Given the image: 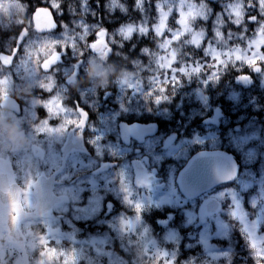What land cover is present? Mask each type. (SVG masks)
Instances as JSON below:
<instances>
[{"label":"trees","instance_id":"trees-1","mask_svg":"<svg viewBox=\"0 0 264 264\" xmlns=\"http://www.w3.org/2000/svg\"><path fill=\"white\" fill-rule=\"evenodd\" d=\"M24 2L29 15L49 7L57 26L47 34L54 39H60L64 31L61 22L72 27L77 19L71 14L70 5L75 4L78 11L80 7V0H63L60 7L64 14L57 15L50 7L51 0ZM106 2L100 0V6L96 7V0H89V7L98 13L99 22L110 33L122 24L142 18L135 10V0H125L127 14L119 9L109 14L104 7ZM207 2L209 18L196 21L195 26L204 27L207 37L212 39L214 21L222 11V4L220 0ZM145 8L151 22L155 18L154 4ZM11 13H15L17 19H23L21 7L0 0V53L10 52L16 46V37L22 27L12 24ZM257 14L255 8L248 11V15ZM175 20L173 13L169 21L173 27ZM87 22L96 24L98 21L88 16ZM245 24L251 36L258 24L247 21ZM229 28L234 33L241 31L228 24L224 32L227 33ZM156 43L151 33L148 36L133 35L122 48L113 45L110 57L107 50L103 57L99 52L96 55L86 52L77 77L69 76L76 64L71 50L62 57V62L56 66V91L64 106L75 110L69 115L83 114L85 123L79 127L65 125L59 118H50L43 106L32 103L33 99L46 100L51 96L40 86L51 85L54 77L41 75L22 79L23 69L19 64L26 45L21 46L13 67L8 70L14 82L0 79V148L7 134L12 136L23 130L25 141L34 140L44 149L46 158L54 142H61V139L46 134L49 126L57 127L63 136L71 129L83 127L87 153H77L72 159L68 155V159H63L66 161L62 168L65 172L68 168L71 170L73 182L67 187L71 198H76L84 188L91 191L86 198H78L77 204L71 202L75 216L70 219L68 228L63 230L59 217L50 216L42 220L44 230L29 231L26 240L36 234L39 239L41 236L48 238V229L53 226L54 231L59 229L60 232L49 237L55 241L63 240L62 246L53 247L68 254L75 253V264H154L153 258L161 252L168 254L170 264H256L249 231L264 238V71L242 66L241 71L230 68L215 81L206 82L199 75L185 77L173 92L157 102L146 94L145 86L130 89L121 84L137 75L147 79L150 73L146 69L139 72L133 62L139 60L149 65V56L141 50L146 47L155 50ZM54 51L51 43L37 48L33 53L34 62L39 63ZM184 51L195 57L204 55L202 49L188 47ZM90 69L97 71L90 72ZM239 76H244L245 80L238 81ZM5 95L7 99H4ZM9 101L16 102L17 108H7L5 104ZM55 107L59 108V104ZM217 108L219 119L214 123L210 119ZM13 114L18 122H14ZM40 124L45 125L42 132L37 131ZM151 124L155 126L154 131L141 139L130 137L127 141L121 132L122 125ZM0 151L6 153L4 148ZM207 152L230 155L238 171L230 183L213 188L219 192L217 200L222 208L209 215L200 211L203 195L185 197L178 185L179 172L188 161L198 153ZM77 156L80 159L76 162ZM142 158L147 161L148 168L155 171V180L148 186H135L134 164ZM101 165L105 167L99 170L103 183V191L99 193L92 171ZM92 202H98L96 209L90 207ZM217 215L220 224L213 219ZM29 241H25V245ZM36 252L35 248L28 258H35Z\"/></svg>","mask_w":264,"mask_h":264},{"label":"snow or ice","instance_id":"snow-or-ice-1","mask_svg":"<svg viewBox=\"0 0 264 264\" xmlns=\"http://www.w3.org/2000/svg\"><path fill=\"white\" fill-rule=\"evenodd\" d=\"M7 2L12 6L21 7L24 16L23 19H17L15 13L10 14L11 20H14L12 24L22 27L16 37V46L10 52L0 53V79L14 82L8 70L13 67V61L21 52V46L26 45L19 64V68L23 69L22 79L41 75L54 77L51 85L40 86V89L51 93V96L46 100L33 99L32 103L40 104L50 114V118L62 119L65 125L79 127L84 125L85 120L82 113L75 117L69 115L75 110L64 106L61 95L56 91V66L62 62V57L67 56L71 50L76 58V64L69 76L77 77L86 52L96 55L98 42L101 41L110 57L113 54V45L122 48L124 42L130 41L133 35L139 37L148 36L151 33L154 36L157 41L156 49L146 47L141 50L143 54L149 56V65L146 66L139 60L133 62L139 72L146 69L150 75L146 80L141 75H137L131 81H121V84L130 89H140L145 86L146 94L154 97L157 102L173 92L185 77L192 78L199 75L207 82L208 80L215 81L230 68L241 71L242 66H247L257 72L264 71V0H220L222 11L216 15L212 39L207 37V30L204 27L197 28L195 26L196 21H207L209 18L210 6L207 0H154V2L153 0H135L134 7L142 14L141 20L122 24L111 33L99 22V15L89 7V0H80L79 11L75 4L70 5L71 14L77 17L73 21L72 27L61 22L60 26L64 31L60 39L51 38L47 34L57 26L52 15L53 12L49 10V7L33 11L29 15L24 0H7ZM62 3L63 0H51L50 7L55 10L57 15L64 14L60 7ZM153 4L155 18L150 22L145 6ZM99 6L100 0H96V7ZM104 7L109 14L116 9L124 14H127L128 11L125 0H107ZM252 8L257 9V15H248V11ZM173 13L176 14L174 27L169 24ZM88 16L96 18L98 22L89 24ZM33 17L35 22H33ZM245 21L258 24L251 36L248 35ZM228 24H233L241 31L234 33L233 29L229 28L225 33L224 28ZM92 36L95 38L90 39ZM50 43L54 45V53L39 63H35L34 51L37 48H44ZM188 47L202 49L204 55L195 57L193 54L185 52L184 49ZM117 54L121 55V53ZM38 57L39 53H37V59ZM4 99H7L6 95ZM56 104H59V108L55 107ZM12 106L14 109L17 108L16 102H12ZM44 130L45 125L40 124L37 131ZM17 230L19 231V228ZM2 232L3 223H0V233ZM249 236L251 247L256 254L257 264H264V238H257L252 231H249ZM52 243L49 236L48 238L40 237L39 264H68V262L75 264V253L68 254L64 250L53 247ZM35 248H37L35 243L23 250L12 245L5 248L0 242V264H3L4 256L15 257L17 253H19V258L9 260V264H28L29 253ZM153 261L154 264H170L166 252L158 253Z\"/></svg>","mask_w":264,"mask_h":264},{"label":"flooded vegetation","instance_id":"flooded-vegetation-1","mask_svg":"<svg viewBox=\"0 0 264 264\" xmlns=\"http://www.w3.org/2000/svg\"><path fill=\"white\" fill-rule=\"evenodd\" d=\"M135 128V127H134ZM83 129V127L81 128ZM78 130L77 128L71 129V135H72V141L71 144L73 148L69 152H67L66 159L68 155H74L73 157L76 158L77 153H87V148L85 145V136L83 133V130ZM68 131V132H69ZM133 133L130 137L137 138L136 136H139V133L136 132V130H132ZM67 132V133H68ZM121 132L123 133L124 137L131 132V130L128 129H122ZM126 139V138H125ZM23 133H15L14 135L10 136L9 143L11 144V149L7 150L5 155L0 156V208H11L6 214V225H7V231L9 235V224L8 221L10 219H14L17 215H20L21 217H18L16 224L18 225L20 235H22L21 241L15 240L13 241V244H17L22 249H25V241H29L30 238L26 240V237H28L27 233L31 230H44L42 220H47L48 217L52 216L53 218L59 217L60 220V226L64 230L65 228H68L70 224V219L74 218L75 213L72 211V203L77 204L78 198H86L91 193L90 189L89 191L87 189L80 190L76 198H71L70 195V189L67 187L71 185L73 182L71 170L68 168L63 170L64 161L61 157L62 149L64 147L65 141L60 145L61 151H60V157L61 161L60 164H56L57 166H51L49 160L47 159V162L41 163V169H36V161L35 156L32 160V173L28 176H24L22 173V170L20 169V163L22 156L30 157L32 155L33 150H36L38 152L39 147L37 144H35L33 141L27 143L25 141ZM59 144V143H58ZM36 153H34L35 155ZM7 157V158H4ZM78 158L75 160H79ZM3 164V165H2ZM2 165V166H1ZM62 170L64 173H62ZM99 170H93L92 173H95L98 175ZM62 174V176H60ZM39 175L44 176H51L53 175L54 182L52 184V190L53 194L59 199L57 202L45 213H38L36 212L37 205L39 204V197L38 192L35 189V179ZM97 180V190L99 193L103 191L102 188V177L101 174L98 176L93 175ZM20 187V188H19ZM85 187V186H84ZM28 188L31 189V193L28 190ZM33 191V192H32ZM30 193V194H29ZM200 195H205L204 193H201ZM199 196V195H198ZM197 196V197H198ZM196 198V197H194ZM72 202V203H71ZM33 203L34 206L32 205ZM220 203V202H219ZM101 207V205H100ZM99 207V208H100ZM206 208V206H205ZM203 210V208H202ZM206 210V209H205ZM204 212V210H203ZM55 213V215H54ZM51 217V218H52ZM40 220H38V219ZM37 222H36V220ZM36 222V223H35ZM39 223V224H38ZM38 224V225H37ZM72 224V223H71ZM46 228V227H45ZM5 231V230H4ZM4 233V232H3ZM12 238V237H11ZM53 242L55 241L52 240ZM63 244L58 243L57 247L62 246Z\"/></svg>","mask_w":264,"mask_h":264},{"label":"water","instance_id":"water-1","mask_svg":"<svg viewBox=\"0 0 264 264\" xmlns=\"http://www.w3.org/2000/svg\"><path fill=\"white\" fill-rule=\"evenodd\" d=\"M100 43H98V49ZM154 125H140L136 127V132L139 136L150 134L154 131ZM144 134V135H143ZM71 131L68 133V138L64 144L62 153L63 157L66 153L73 148ZM139 162L136 161L135 170H138ZM105 167V166H104ZM237 166L235 160L230 155L222 152H207L196 154L192 157L188 164L182 169L178 176L179 188L185 197L194 198L201 193L207 192L208 190L218 186L221 183H227L233 180L237 175ZM35 189L38 192L39 204L37 205L36 212L45 213L49 210L59 199V197L53 194L52 184L54 182L53 175L44 176L39 175L35 179ZM20 188V187H19ZM206 212H214L218 210L220 204L216 198L210 199L205 203ZM20 215H17L14 219L8 221L9 224V235L12 239L21 241L22 235L18 231V225L16 221ZM257 264V263H256Z\"/></svg>","mask_w":264,"mask_h":264},{"label":"rangeland","instance_id":"rangeland-1","mask_svg":"<svg viewBox=\"0 0 264 264\" xmlns=\"http://www.w3.org/2000/svg\"><path fill=\"white\" fill-rule=\"evenodd\" d=\"M39 10V9H38ZM34 22H35V18H34ZM98 43H100V48L97 50V52H99L100 54H101V56L103 57L105 54H106V47L103 45V42L101 41V42H98ZM237 80L238 81H240V82H242V81H244L245 80V77L244 76H239L238 78H237ZM250 80L249 79H247V82H249ZM6 106H7V108H10V109H14L13 108V106H12V102L11 101H9L8 103H6L5 104ZM16 109V108H15ZM218 115H219V109L217 108L216 109V112L214 113V115H213V117H212V119H210V121L211 122H217L218 121ZM13 116L15 117H13V120H14V122H18L17 121V119H16V117L17 116H15L14 114H13ZM20 124H18V125H16V126H19ZM139 125H122V129H128V130H131V132L130 133H128V134H126L127 135V137L125 136V138L127 139V141L130 139V136H131V134L133 133V131L132 130H136V127H138ZM135 127V128H134ZM49 129V130H48ZM54 129V130H53ZM81 129V128H80ZM23 131V130H22ZM21 131V132H22ZM20 132V131H19ZM23 133V132H22ZM46 134L48 135V136H50V137H52L53 139L55 138V139H61V142L63 143V141H65V139H67L68 138V133H65V135L63 136V135H61V133L59 132V129L57 128V127H52V126H49L48 128H47V131H46ZM144 135V134H143ZM10 136H11V133H10V135L8 136V134L5 136V138H3L2 140V145H1V148H4V149H11L10 147H11V144L9 143V139H10ZM84 136H85V134H84ZM145 136V135H144ZM2 137V135L0 136V138ZM137 138H139V139H141V138H143L142 137V135L141 136H136ZM37 138V137H36ZM35 138V139H36ZM124 138V139H125ZM33 142H34V140H33ZM61 142H59V144H56L55 142H54V144H53V148H51V151L48 153V156L46 155V158L49 160V162H50V164H51V166H55L56 164H59L60 163V161L62 160L61 159V157H60V151H61ZM0 148V149H1ZM50 149V148H49ZM49 149H48V151H49ZM34 153H36L35 155H34ZM44 153H45V151H44V149L43 148H39V150H38V152L36 151V150H33V152H32V155H30V157H27V156H25V158H24V156H22V158H21V164H20V169L22 170V173L24 174V176L26 177V176H28V175H30L31 173H32V160H31V158L33 159L34 158V156H35V163H36V165L35 166H39V167H36V169H38L39 170V168L41 169V163L43 162V158L45 159V157H44ZM198 154H200V153H198ZM3 155H5L4 154V152H2V151H0V156H3ZM61 156H62V154H61ZM74 155H71V158L70 159H72V158H74L73 157ZM63 157V156H62ZM4 158H7V157H4ZM63 159H66V157H63ZM68 159V158H67ZM140 161V162H139ZM139 167H138V170H134L133 171V182H134V184H135V186H143V185H145V184H147V186H148V184L149 183H151V182H153V180H155L154 178H155V171L153 170H150L148 167H149V165L147 164V161L145 160V158H142L141 160L139 159ZM47 162V161H46ZM135 162V161H134ZM188 164V163H187ZM3 165V164H2ZM1 165V166H2ZM57 166V165H56ZM186 166V165H185ZM134 167H135V165H134ZM100 168H104V166H99V169L97 168L96 170H100ZM185 168V167H184ZM183 168V169H184ZM180 173V172H179ZM100 174V171L98 172V175ZM92 175H95V176H98V175H96L95 173H93ZM158 179V178H157ZM232 181V180H231ZM227 183H230V181L229 182H227ZM213 191H208V193H205V195L203 196V202H202V208H203V210H204V212H203V210H202V208L200 209V211H201V213L202 214H206V215H209V214H215L216 212H219L220 211V209L222 208L221 207V204H220V206H219V208H218V210H216V211H214V212H209V213H207L206 212V208H205V203L206 202H208L210 199H212V198H216V199H218L219 200V192L216 190V189H212ZM27 191H31V189L30 188H28V190ZM33 192V191H32ZM31 193V192H30ZM29 193V194H30ZM34 204L35 203H33L32 205L34 206ZM86 206H88V204L86 205ZM90 207L91 208H93V209H96L97 207H98V202H92L91 204H90ZM89 207V208H90ZM12 209V207L11 208H0V223H3V232L2 233H0V242H2L3 243V245H4V247L5 248H7V247H9L10 245H12V246H14V247H16L17 249H20V250H23L20 246H18L16 243L15 244H13V239L11 238V236L10 235H8V229H7V225H6V214L5 213H7L9 210H11ZM88 209V208H87ZM54 215H55V213H54ZM170 217V216H169ZM213 216H211V218H212ZM218 218H220L218 215L216 216V217H213V219L215 220V221H217V223L218 224H220L219 223V221H218ZM51 220V219H50ZM50 220H49V222H50ZM209 221H210V219H209ZM166 222H167V220H166ZM166 222L165 223H162L163 225H166ZM253 229H254V227H253ZM5 230V231H4ZM253 231V230H252ZM60 231H59V229H58V231L57 230H55L54 231V227L52 226V227H50L49 229H48V234H49V236H54V234L56 235H58V233H59ZM255 235V234H254ZM264 235V234H263ZM257 238H261V237H263V236H259L258 234L257 235H255ZM58 241V242H57ZM39 242H40V239H39V235H34V236H32V238L30 239V241L29 242H27L26 243V246H25V248L26 247H28L30 244H32V243H35L36 245H37V255H38V253H39V251H40V249H39ZM62 242H63V240H62V238H59L58 240L56 239V241H54L53 243H52V246H55V245H57L58 243H60V244H62ZM35 250V249H34ZM34 250H31L30 252H32L33 251V253H34ZM5 252H7V249H5ZM35 256V258L34 257H32L31 259L30 258H28V264H39V260H40V257L39 256ZM19 258V253H17L16 254V256L15 257H13V256H11V255H6V256H4L3 257V264H9V260H14V259H18Z\"/></svg>","mask_w":264,"mask_h":264},{"label":"clouds","instance_id":"clouds-1","mask_svg":"<svg viewBox=\"0 0 264 264\" xmlns=\"http://www.w3.org/2000/svg\"><path fill=\"white\" fill-rule=\"evenodd\" d=\"M95 71H97L96 69H90V72H95Z\"/></svg>","mask_w":264,"mask_h":264},{"label":"bare ground","instance_id":"bare-ground-1","mask_svg":"<svg viewBox=\"0 0 264 264\" xmlns=\"http://www.w3.org/2000/svg\"><path fill=\"white\" fill-rule=\"evenodd\" d=\"M210 190H211V189H210ZM208 191H209V190H208ZM208 191H207V192H208ZM204 193H206V192H204Z\"/></svg>","mask_w":264,"mask_h":264}]
</instances>
